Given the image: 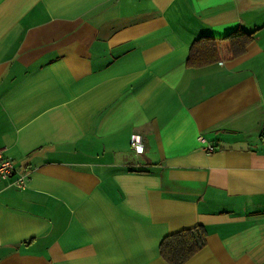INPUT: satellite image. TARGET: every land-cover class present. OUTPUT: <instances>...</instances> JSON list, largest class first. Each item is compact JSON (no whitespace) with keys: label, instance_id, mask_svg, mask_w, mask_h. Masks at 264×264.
Here are the masks:
<instances>
[{"label":"crops","instance_id":"obj_1","mask_svg":"<svg viewBox=\"0 0 264 264\" xmlns=\"http://www.w3.org/2000/svg\"><path fill=\"white\" fill-rule=\"evenodd\" d=\"M0 147V264H169L196 225L184 264H264V0H0Z\"/></svg>","mask_w":264,"mask_h":264},{"label":"trees","instance_id":"obj_2","mask_svg":"<svg viewBox=\"0 0 264 264\" xmlns=\"http://www.w3.org/2000/svg\"><path fill=\"white\" fill-rule=\"evenodd\" d=\"M253 33L237 29L222 38L201 37L190 46L188 62L204 65L221 58L219 43L227 42L225 53L230 57L241 55L252 40ZM205 230L201 225L181 229L165 235L159 243V253L169 264H184L204 247Z\"/></svg>","mask_w":264,"mask_h":264},{"label":"built area","instance_id":"obj_3","mask_svg":"<svg viewBox=\"0 0 264 264\" xmlns=\"http://www.w3.org/2000/svg\"><path fill=\"white\" fill-rule=\"evenodd\" d=\"M199 140L203 142V149L210 153L214 150V145L205 141L203 136H199ZM129 143L131 148L140 153L143 151V141L142 137L138 133H133L130 136ZM8 177H13V185L16 188L23 189L27 185L28 175L25 172H21L17 169L14 164V161L5 156L2 148L0 147V179H5Z\"/></svg>","mask_w":264,"mask_h":264}]
</instances>
